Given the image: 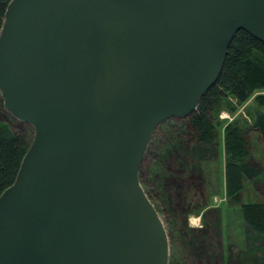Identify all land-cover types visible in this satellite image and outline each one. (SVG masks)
Wrapping results in <instances>:
<instances>
[{"label":"water","instance_id":"water-1","mask_svg":"<svg viewBox=\"0 0 264 264\" xmlns=\"http://www.w3.org/2000/svg\"><path fill=\"white\" fill-rule=\"evenodd\" d=\"M240 29L264 41V0H10L0 91L34 136L0 195V264H169L139 169Z\"/></svg>","mask_w":264,"mask_h":264},{"label":"rangeland","instance_id":"rangeland-1","mask_svg":"<svg viewBox=\"0 0 264 264\" xmlns=\"http://www.w3.org/2000/svg\"><path fill=\"white\" fill-rule=\"evenodd\" d=\"M258 92H264V89L257 90L250 98L241 103L230 97L233 104L231 109L224 106L221 108L218 114L216 150L213 153L207 151L206 154L199 155L195 159L194 163L198 172L194 171L193 176H191L192 169L180 166L184 161L180 151L178 153L177 148L176 151L174 150L175 147L170 148V154L173 155L168 156V160L175 167L185 168L186 170L182 175L185 178L190 176L191 178L188 180L194 181L193 185L188 188L186 186L181 187L183 183L180 180L181 172L179 173L174 169L167 170L164 168L166 165H162L163 162L156 166L155 174L150 178L152 184L147 185V188L150 189V185L153 187L151 200L155 204L168 233L170 258L177 257L186 264L263 263L261 260L264 258V240L254 239L256 234L246 223L241 212L240 202L231 200L226 192V153L223 139L225 124L238 119L248 139L254 161L264 167V140L255 129L253 115H251L257 109L254 96ZM0 94L2 96L1 91ZM0 111L2 119L15 126L28 124L32 126L34 131L32 124L15 116L5 104ZM184 118V116H172L158 124L145 151L142 163L143 161L145 163L150 162H146L149 158H151L152 164L159 161V146L162 142L166 143L167 141L163 140L160 143L159 138H167L165 129L168 128V120L182 123ZM156 149L158 150L156 151ZM154 150L156 152L153 153ZM149 171H153L152 167ZM198 173L200 177L197 176ZM170 179L171 184L169 183ZM244 183L245 186L241 194L242 200L264 199V184L249 179H245ZM181 193H186V204ZM262 237L264 238V235ZM199 238L205 239V242L202 244V239L200 242L198 241ZM195 245H199V247Z\"/></svg>","mask_w":264,"mask_h":264},{"label":"trees","instance_id":"trees-1","mask_svg":"<svg viewBox=\"0 0 264 264\" xmlns=\"http://www.w3.org/2000/svg\"><path fill=\"white\" fill-rule=\"evenodd\" d=\"M9 1L0 0V29ZM259 89H264V41L245 29H240L229 45L218 80L202 95L197 108L189 115L184 116L182 123L168 120V128L165 129L167 138H159L160 143L163 140L167 141L161 143L159 150L156 149V151H160L159 161L152 164L151 158H149L146 162H150L145 163L143 161L141 164L140 180L149 197L152 199L153 187L150 185V189H148L147 185L152 184L150 178L155 174L156 166L163 162L162 165H166L164 168L167 170L174 169L179 173L181 172V175L186 169H192L191 176H193L194 171L198 172L194 163L195 159L199 155L206 154L207 151L213 153L216 150L218 114L221 108L224 106L231 109L233 104L230 97L241 103ZM254 100L257 109L251 114L253 115V125L264 140V109H262L264 108V92H258L254 96ZM3 107L4 100L0 94V110ZM239 123L238 119H235L227 122L224 127L226 192L231 200L240 202L242 215L256 234L254 239L264 240L262 237L264 235V199L244 201L241 198L245 179L260 181L264 184V167L254 161L248 139ZM18 126L2 119L0 115V195L16 180L23 158L33 140L32 126L28 124ZM173 147H175L174 150L177 148L178 153L180 151L182 154L181 158L184 161L180 166H186V169L175 167L168 160V156L173 155L169 151ZM156 151L154 150L153 153ZM150 167L153 171H149ZM197 176L200 177V174L198 173ZM188 178L190 180L191 177L180 176V180L183 182L182 185L180 184L181 187L186 186L188 188L193 185L194 181H189ZM173 180L175 181V179ZM169 181L171 184V179ZM181 195L186 204V193H181ZM201 239L199 238L198 241L201 242ZM204 240L202 239V244L205 242ZM195 246L199 247V245ZM261 262L264 264V258ZM169 264L186 263L174 257L170 258Z\"/></svg>","mask_w":264,"mask_h":264},{"label":"crops","instance_id":"crops-1","mask_svg":"<svg viewBox=\"0 0 264 264\" xmlns=\"http://www.w3.org/2000/svg\"><path fill=\"white\" fill-rule=\"evenodd\" d=\"M202 225L200 224V227H201Z\"/></svg>","mask_w":264,"mask_h":264}]
</instances>
